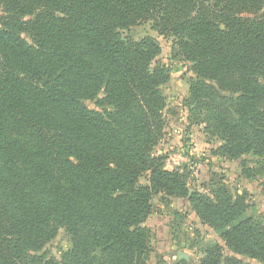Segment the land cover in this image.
<instances>
[{
  "label": "trees",
  "instance_id": "trees-1",
  "mask_svg": "<svg viewBox=\"0 0 264 264\" xmlns=\"http://www.w3.org/2000/svg\"><path fill=\"white\" fill-rule=\"evenodd\" d=\"M144 22L192 64L187 104L221 155L253 156L264 175V0H0V264H148L153 198L189 191L153 153L169 76L153 38L126 36ZM189 201L234 255L264 264L243 195ZM60 231L59 261L45 248ZM201 264L248 263L214 245Z\"/></svg>",
  "mask_w": 264,
  "mask_h": 264
},
{
  "label": "rangeland",
  "instance_id": "rangeland-1",
  "mask_svg": "<svg viewBox=\"0 0 264 264\" xmlns=\"http://www.w3.org/2000/svg\"><path fill=\"white\" fill-rule=\"evenodd\" d=\"M126 36L134 41L151 37L160 46L158 61L168 71L169 79L162 87L167 100L164 138L153 153L164 158L165 170L184 176L189 191L187 197L160 194L153 198L152 214L145 223L152 234L148 264H201L207 250L214 245L222 248L224 257L258 264L234 255L226 247L221 232L203 224L189 201L193 193L212 198L218 188L226 187L233 195L246 198L245 218L264 224V175L252 172L257 169L256 158L222 156V141L207 128L202 117L190 111L187 100L195 73L192 64L180 55L175 38L159 34L149 22L133 27ZM86 105L97 109L94 102ZM148 180L149 176L144 175L140 184L148 185ZM69 248V237L60 231L45 251L60 261L62 253Z\"/></svg>",
  "mask_w": 264,
  "mask_h": 264
}]
</instances>
